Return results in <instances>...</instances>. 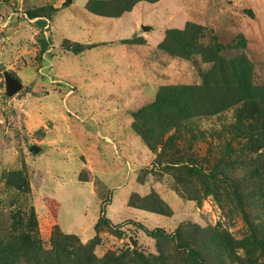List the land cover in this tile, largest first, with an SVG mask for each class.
I'll list each match as a JSON object with an SVG mask.
<instances>
[{
    "label": "rangeland",
    "instance_id": "rangeland-1",
    "mask_svg": "<svg viewBox=\"0 0 264 264\" xmlns=\"http://www.w3.org/2000/svg\"><path fill=\"white\" fill-rule=\"evenodd\" d=\"M131 1L0 0V235L33 203L42 246L55 247L58 226L77 251L93 241L90 263L88 249H79L86 264L134 250L155 264H202L191 240L172 236L180 226L185 232L193 225L213 227L235 239L249 229L225 185L212 186L217 194L197 192L192 171L156 164L175 129L163 136L151 105L162 87L201 83L212 66L201 54L187 59L162 43L170 31L201 25L200 43L211 45L216 37L227 46L225 57L245 53L262 86L264 0H139L117 14ZM242 36L245 49L230 47ZM5 71L23 82L12 96ZM236 112L233 106L185 122L176 148L195 155L205 169L223 157L221 166L240 174L255 154L240 150L245 137L233 128ZM166 113L160 112L163 119ZM166 118L172 124L176 115ZM17 171L28 177L30 194L17 189ZM103 216L112 224L96 230ZM244 253L230 247L228 264H248Z\"/></svg>",
    "mask_w": 264,
    "mask_h": 264
},
{
    "label": "trees",
    "instance_id": "trees-1",
    "mask_svg": "<svg viewBox=\"0 0 264 264\" xmlns=\"http://www.w3.org/2000/svg\"><path fill=\"white\" fill-rule=\"evenodd\" d=\"M138 1L132 0L120 7L117 14L130 9ZM30 16L37 17L39 14L32 13ZM202 30L204 27L201 25L189 24L182 31L168 32V37L162 43L166 50L187 59L192 58L194 54H201L203 60L211 62L212 66L204 72L201 83L161 88L155 103L151 105V118L163 136L172 129H175V135L168 137L155 161L156 164L165 162L169 166H180L181 169L192 171L200 182L197 192L217 194L219 189L213 190L212 186L225 185L223 190L236 200L249 233L241 239H235L223 231L222 236L218 235L216 228L193 225V232H185L180 226L172 236L184 239V242L191 240L194 244L193 252L202 264H228L226 252L230 247L245 251L243 258L245 263L264 264V85L255 84L254 66L245 53L241 57H225L222 52L227 46L216 37L213 38L211 45L200 43L201 38L197 36L205 37ZM243 38L242 36V41H237L230 47L245 49L246 42ZM42 42V50L45 51L48 43L43 38ZM233 106L237 108V119L233 128L238 136L245 137L240 150L255 154L254 157L243 161V170L240 174L232 169L234 167L226 169L221 166L225 162L223 157L216 166L205 169L195 155L187 151L183 153L180 148H176L178 139L183 137L181 133L179 136V132L183 131L185 122L196 117L215 115ZM160 112H167L165 119ZM172 112L176 118L171 124L166 116ZM176 135L179 137L175 138ZM169 147L175 148L173 154L167 150ZM14 174L18 178L17 189L22 190L24 194H30L31 183L28 177L20 171ZM245 182L249 184L245 186ZM194 197L197 198L198 195ZM254 210H257L256 213ZM12 220L9 232L0 235V264H86L81 259L80 248H87L89 251V255L86 254L87 263L94 259L93 241L89 244H78L77 251L70 242V237L62 234L58 226H55L52 235L55 247L45 249L42 246L37 212L33 203L27 210L20 211L19 215H13ZM110 223L108 218L100 217L96 230ZM142 227L149 234L159 235V231L165 234L160 228L149 230ZM177 246L181 247L180 243ZM128 260L135 261V264H155L136 250L120 254L108 252L97 264H126Z\"/></svg>",
    "mask_w": 264,
    "mask_h": 264
},
{
    "label": "water",
    "instance_id": "water-1",
    "mask_svg": "<svg viewBox=\"0 0 264 264\" xmlns=\"http://www.w3.org/2000/svg\"><path fill=\"white\" fill-rule=\"evenodd\" d=\"M71 2V0H69ZM144 29H149L148 25H144L143 26ZM5 74V79H6V89H7V93L8 95L12 96L15 93H17L22 87H23V82L18 79L17 77L11 75L8 71L4 72ZM31 150H33L34 152H38L39 151V147L36 145H33L31 147Z\"/></svg>",
    "mask_w": 264,
    "mask_h": 264
},
{
    "label": "crops",
    "instance_id": "crops-1",
    "mask_svg": "<svg viewBox=\"0 0 264 264\" xmlns=\"http://www.w3.org/2000/svg\"><path fill=\"white\" fill-rule=\"evenodd\" d=\"M48 49V48H47ZM49 50V49H48ZM47 51V50H46Z\"/></svg>",
    "mask_w": 264,
    "mask_h": 264
}]
</instances>
